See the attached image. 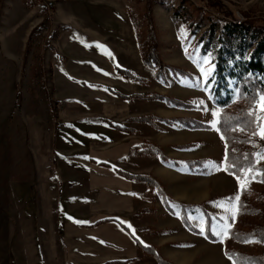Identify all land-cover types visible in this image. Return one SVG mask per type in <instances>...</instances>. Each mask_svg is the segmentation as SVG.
<instances>
[{
  "label": "rangeland",
  "instance_id": "rangeland-1",
  "mask_svg": "<svg viewBox=\"0 0 264 264\" xmlns=\"http://www.w3.org/2000/svg\"><path fill=\"white\" fill-rule=\"evenodd\" d=\"M74 1L69 5L64 0H0V264H90L86 253L88 235H80L81 250L76 244L74 232L83 231L76 226L78 221L39 220L45 214L46 202L53 200L58 215L69 219L75 196L68 193V189L72 190L79 181L88 180L86 175L97 167H109L105 162L91 161L93 165L89 162L96 156L104 158L103 152L93 156L92 149L100 143V132L94 130V125L125 131L115 125L114 120L121 122L125 116L120 114L125 101L132 104L137 99L144 110L136 119L144 124L145 155L158 158L180 172L211 177L203 187L182 192L183 178L172 177L173 185L169 188L151 169L142 176L118 172L145 184L146 205L136 218L144 215L147 221H140L144 225L140 231L154 239L161 237L163 245L186 243L187 238L180 233L175 242L172 235L165 239V232L174 229L172 221L163 220L169 214L194 237L191 260L174 261L162 253L161 245H144L123 226L136 240L141 258L154 264H234L228 250L246 255L264 253V246L257 238L242 240L244 233L264 225L260 216L245 217L237 223L236 217L233 222L232 214L225 210L228 198L239 192L240 201L243 190L248 192V205L264 210L263 172L250 177L246 189H242L236 175L224 167H216L225 164L226 144L220 138L221 132L211 126V112L216 109L221 113V110L214 105L212 97L201 90L204 84L197 62L210 54L214 74L217 51L221 47V29L218 25L213 27L205 13H219L203 0H112L106 4L98 0ZM219 1L237 19L244 20V15L248 14L264 21V0ZM108 7L118 15L121 10L128 14L143 63L139 74L119 65L125 60L132 63L136 57L130 40L128 48L113 51L96 42V35L87 32V27L84 31L80 29L82 23L89 20L81 17L82 12L98 13ZM67 12L71 16L69 23L76 20L77 27L66 25ZM97 22L99 28L104 27L102 21ZM89 26L95 25L90 23ZM150 27L157 40L161 70L154 64H146L142 57L141 39H147ZM224 39L228 50L237 56L239 42L235 35L227 32ZM253 45L248 37L244 46L247 56ZM105 62L118 66L102 72L96 63ZM119 69L130 76L121 75ZM124 80L130 81L126 87L121 86ZM133 84L139 85V93H132ZM234 88L232 83L231 90ZM55 109L59 111L57 118ZM116 110L118 112L114 113ZM253 130H238L248 140L244 147L250 153L264 149V140L252 135ZM184 152L189 154L184 155ZM255 165L264 168V160ZM193 180L197 182L198 178L193 177ZM239 201L233 203L238 207ZM89 208L82 202L81 210L88 212ZM205 213L210 218H206ZM183 215L197 232L185 226ZM221 217H227L231 225L228 231L235 227L242 238L227 236L221 243L216 237L214 240L205 238V232L200 234L201 227L205 231L209 227L213 236L211 229L220 223ZM60 223L65 230L62 240L53 235L54 225ZM165 225L169 228H162ZM115 238L120 242L118 235ZM249 239L256 242H246ZM139 244L149 250L143 251ZM156 253L164 262L157 260ZM139 259L120 264H133ZM100 263L98 260L95 264Z\"/></svg>",
  "mask_w": 264,
  "mask_h": 264
},
{
  "label": "crops",
  "instance_id": "crops-1",
  "mask_svg": "<svg viewBox=\"0 0 264 264\" xmlns=\"http://www.w3.org/2000/svg\"><path fill=\"white\" fill-rule=\"evenodd\" d=\"M98 1L106 4L111 3L112 0ZM64 2L69 5L75 3L74 0H64ZM120 13L121 15H118V13L110 7L105 8L103 11L98 10V13L84 11L81 13L84 16L81 17H88L89 20L82 23L80 29L87 27V32L96 35V42L101 44L102 47L106 45V48H111L113 51L128 48L130 40L132 51H134L133 55H136V57L133 58L132 63L125 60L120 62L119 65L124 69H131L139 74V69L143 70V63L138 53V46L137 43H135L136 40L133 37V28L129 24L126 10H121ZM65 18L67 26L73 28L77 27L76 25H78V22H76V20L72 24L69 23V18H71V16L68 15V12ZM99 20L103 22L104 27L99 28L98 24L100 23L97 22ZM90 23L95 26H89ZM84 30L85 29H83V31ZM96 64L102 72H104L106 68L109 70L111 67L118 66V64L112 63L111 65L107 62ZM129 82V80H124L121 82V86L126 87ZM134 87L135 90H133L132 93H139V85H134ZM130 104L131 101H125L124 105L121 106L120 114H122V116L125 115L121 122L114 120V124L125 129V131L121 132L103 124L96 123L94 125V130L100 132V138L98 140L100 143L92 149V151H94L93 156L102 154L103 152L104 158L102 159L96 156L91 158L89 162L92 165L93 163L91 161L105 162L109 167H97L95 171L89 172L86 175L88 180L86 179V181L83 182L79 181L73 186L72 190L68 189V193L71 192V194L75 196L72 198L74 200L72 202L69 219L65 220L61 217L62 215H58L56 202L53 200L51 203L46 202L45 214H43L39 221H78L76 226L83 231L78 232V234L74 232V236H77L76 244L78 245V250H81L82 239L80 235H88L86 253H88L90 264H95L98 260L102 264H120L123 261L133 258H140L133 264H154L149 260L145 261L141 258L136 240L123 226H126L131 232L135 233L134 235H136L144 245H161L162 253L166 257L174 261L184 259L185 262H187L191 260L193 256L191 250L194 249L191 241L194 237L181 228L177 218L169 214L165 215L166 217L163 220L172 221L174 229L165 232V239H167L169 235H172L175 242L176 235L180 233L187 238V241H185L186 243L178 245H176V243L166 245L165 243L163 245L162 241H160L161 237L154 239L153 237L146 236V232L140 231V229L144 227L143 222L141 223L140 221H145L146 216L141 215L140 218H136V215H138L146 205L144 201L145 184L138 180L128 179L118 172L123 171L132 176H142L147 174V172L150 173L151 169V172L167 183L169 188H172L173 185L172 177L183 178L185 179V184L181 189L182 192H193L195 191L194 187H203V183L208 181L211 177L193 176L192 173L185 170L180 172L170 167L168 164L162 163L158 158L155 159L154 157L146 156L144 153V124L136 119L144 114V110L138 99L133 100V103ZM117 112L118 110L114 111V113ZM183 154L188 155L189 153L184 152ZM152 158L155 159L154 162ZM94 165L96 166V164ZM147 166L149 170H146ZM193 177L198 178V181L196 180L197 182H195ZM203 179L205 180L203 181ZM82 199L85 200L82 201ZM82 202H86L90 207L88 212L86 210H81ZM103 202L105 205L102 204ZM105 220L109 222L99 224L101 221ZM163 220L161 221L164 222ZM152 221H154V219H152ZM166 227L169 228L167 225L162 228ZM64 233L63 224L54 225L53 235L55 234L59 240L63 239V236H65ZM104 234L106 235L105 237ZM116 235L119 236L120 242L116 240ZM199 240L202 239L200 238Z\"/></svg>",
  "mask_w": 264,
  "mask_h": 264
},
{
  "label": "trees",
  "instance_id": "trees-1",
  "mask_svg": "<svg viewBox=\"0 0 264 264\" xmlns=\"http://www.w3.org/2000/svg\"><path fill=\"white\" fill-rule=\"evenodd\" d=\"M203 1L207 2L209 8L219 13V15H215L211 12L205 14L213 27L218 25L221 29V47L217 51L215 71L210 91L214 105L221 110L218 128L221 129L220 132L225 137L226 157L224 168L226 170L227 166L231 165L232 167L227 168L226 171L239 175L238 168L252 161V153L248 152L244 147V144L248 140L238 133L236 126L238 125L239 128L249 131L254 128V126L244 123L246 119L245 113L250 106V99L242 94L239 99L233 102V90H231V85L234 83L235 87L240 88L241 93L247 91L248 97H250L253 92L264 88V21L259 18H253L248 14L244 15V20H240L234 16L222 1ZM148 24L151 25V21H149ZM227 32L233 33L236 40L239 42V53L237 56H235L231 50H228V44L224 39ZM248 37L253 40L254 44L249 56L246 55L244 48ZM156 42L155 34L150 27L147 32V39H141V53L146 64H154L161 70L163 65L157 54ZM118 71L123 76H130L125 70L119 69ZM249 73L252 75L249 76ZM174 103L181 106L180 103ZM58 112L57 109L54 110L56 118L58 117ZM225 125H227V127ZM254 167L264 170L263 167L260 168L256 165H254ZM243 178L244 177H241V179ZM261 179L264 181V172L261 175ZM247 194L248 192L246 190L242 191V196L238 203V213L236 215L237 223L243 221L245 217H252L255 215L260 216V220L264 221V210L258 211L256 208L248 205L246 202ZM205 216L206 218H210L207 213H205ZM182 221H184L185 226L189 230L197 232L185 215H183ZM228 232L230 238H242V233L235 227L231 228ZM205 234L211 240L216 239L210 235L209 227L206 228ZM244 234L245 237H243L242 240L250 237L257 238L264 246V225H258L253 228L252 232ZM139 246L143 251L149 250L141 244H139ZM227 254L232 258L235 264H264V253L246 255L228 250ZM155 257L159 262H164L158 253L155 254Z\"/></svg>",
  "mask_w": 264,
  "mask_h": 264
},
{
  "label": "snow or ice",
  "instance_id": "snow-or-ice-1",
  "mask_svg": "<svg viewBox=\"0 0 264 264\" xmlns=\"http://www.w3.org/2000/svg\"><path fill=\"white\" fill-rule=\"evenodd\" d=\"M100 47V45H97ZM202 65H206L207 67H202ZM197 67L200 69L201 76L200 80L204 84V87L201 90L206 91L208 96L211 98V87H212V79H213V69L214 65L210 63V54L205 55L201 60L197 62ZM249 76L252 74L249 73ZM195 87H200L199 84H195ZM245 95L246 98L250 99V106L245 113L246 119L244 121L245 124H252L254 126V130L252 135L259 136L260 139L264 140V88H261L251 94L250 97L247 96V91L241 93L239 87H235L232 93V100L235 102L240 98L241 95ZM202 103V101H201ZM211 115L213 117L211 121V126L216 129L218 132L221 131L220 128L217 127V124L220 123L219 117L220 112L216 109L212 110ZM227 127V125H225ZM237 130H239V126L237 125ZM222 140L225 138L222 134L220 137ZM251 142V141H249ZM252 161L247 163L246 165L239 167V175H236L237 184L242 188L246 189L247 183L249 182V177L255 178L256 176L261 175L264 170L255 168L254 165L261 160H264V149L260 151H255L252 154ZM87 158V157H85ZM210 166H213L210 164ZM219 167H225V165L221 164ZM231 165H228L227 168H231ZM226 168V170H227ZM230 174L235 175V173L230 172ZM241 177H244L242 180ZM240 193L237 192L235 197L228 198L226 211L232 214V221H235V217L238 213V207L233 203V201H239ZM231 225L227 222V217H221L220 223L213 225L211 229V233L214 237L217 238L221 243H223L224 239L229 235L228 229ZM204 228H200V234L204 235ZM135 234V233H133ZM207 238V236H205ZM246 242H256L253 239H249ZM231 259V257H229ZM235 264V262H234Z\"/></svg>",
  "mask_w": 264,
  "mask_h": 264
}]
</instances>
